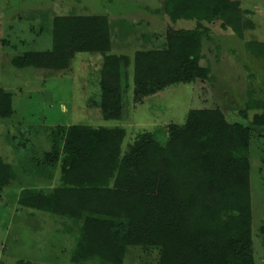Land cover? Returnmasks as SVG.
I'll use <instances>...</instances> for the list:
<instances>
[{
    "label": "trees",
    "instance_id": "1",
    "mask_svg": "<svg viewBox=\"0 0 264 264\" xmlns=\"http://www.w3.org/2000/svg\"><path fill=\"white\" fill-rule=\"evenodd\" d=\"M161 11L170 22L193 20L195 27L169 26L163 48L127 55L110 51L105 15H56L50 49L11 58L16 67L62 69L77 52L100 54L93 79L88 76L89 88L97 91L92 104L102 120L114 121L57 125L44 153L54 184L23 187L16 202L81 222L72 261L118 264L126 245H141L158 247L157 264H253L247 124L228 121L216 108L189 109L182 123H165L163 143L142 131L121 148L123 98L140 103L167 85L207 76V67L197 63L207 30L201 22L217 18L238 37L250 26L236 0H162ZM248 44L264 59V44L256 50ZM259 105L248 100L238 114L245 118ZM12 112V95L0 90V118ZM251 123L264 124V113L254 114ZM27 152L22 158L33 160ZM12 178L10 165L0 162V188Z\"/></svg>",
    "mask_w": 264,
    "mask_h": 264
},
{
    "label": "rangeland",
    "instance_id": "2",
    "mask_svg": "<svg viewBox=\"0 0 264 264\" xmlns=\"http://www.w3.org/2000/svg\"><path fill=\"white\" fill-rule=\"evenodd\" d=\"M236 1L242 18L250 23L240 37L222 29L217 18L201 22L207 30L197 63L207 67L206 77L167 85L140 103L123 98L121 148L142 131L163 143L165 123H182L189 109L216 108L228 121L247 124L251 254L253 264H264V124L251 123L254 114L264 113V59L245 46L249 42L256 50L264 44V0ZM161 4L162 0H0V90L9 92L13 100L12 114L0 118V162L8 163L14 172V178L0 188V261L112 264L99 259L72 261L81 222L16 202L23 187L54 184L55 172L46 166L44 153L50 149L57 125L114 123L101 119L92 104L97 91L89 88V77L93 79L102 56L77 52L62 69L16 67L11 58L50 49L56 15H105L113 53L131 55L135 50L163 48L167 27L193 28L195 21L170 22ZM122 91L125 96V87ZM248 100L260 105L240 117L238 111ZM26 151L33 160L22 158ZM157 259L158 247L126 245L118 264H157Z\"/></svg>",
    "mask_w": 264,
    "mask_h": 264
}]
</instances>
